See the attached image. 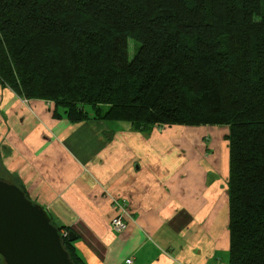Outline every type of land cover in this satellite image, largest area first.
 <instances>
[{
    "label": "trees",
    "instance_id": "obj_1",
    "mask_svg": "<svg viewBox=\"0 0 264 264\" xmlns=\"http://www.w3.org/2000/svg\"><path fill=\"white\" fill-rule=\"evenodd\" d=\"M0 79L72 123L228 126V264H264V0H0Z\"/></svg>",
    "mask_w": 264,
    "mask_h": 264
},
{
    "label": "crops",
    "instance_id": "obj_2",
    "mask_svg": "<svg viewBox=\"0 0 264 264\" xmlns=\"http://www.w3.org/2000/svg\"><path fill=\"white\" fill-rule=\"evenodd\" d=\"M228 126L72 123L0 79V177L77 234L86 264H228ZM116 201L127 227L116 232ZM131 260V261H129Z\"/></svg>",
    "mask_w": 264,
    "mask_h": 264
},
{
    "label": "water",
    "instance_id": "obj_3",
    "mask_svg": "<svg viewBox=\"0 0 264 264\" xmlns=\"http://www.w3.org/2000/svg\"><path fill=\"white\" fill-rule=\"evenodd\" d=\"M68 239L75 241L71 230ZM48 210L16 183L0 178V255L6 264H77Z\"/></svg>",
    "mask_w": 264,
    "mask_h": 264
},
{
    "label": "built area",
    "instance_id": "obj_4",
    "mask_svg": "<svg viewBox=\"0 0 264 264\" xmlns=\"http://www.w3.org/2000/svg\"><path fill=\"white\" fill-rule=\"evenodd\" d=\"M116 205H117L118 212L111 219V227L116 232H122L127 227L126 215L128 213V210L125 204L119 201H116ZM62 233L64 236L68 235V232L65 230H63Z\"/></svg>",
    "mask_w": 264,
    "mask_h": 264
},
{
    "label": "rangeland",
    "instance_id": "obj_5",
    "mask_svg": "<svg viewBox=\"0 0 264 264\" xmlns=\"http://www.w3.org/2000/svg\"><path fill=\"white\" fill-rule=\"evenodd\" d=\"M134 42L133 40L130 41V48H129V53H130V56L132 57L133 54H134ZM2 178V177H0ZM4 179V178H3ZM0 264H6L3 257L0 255Z\"/></svg>",
    "mask_w": 264,
    "mask_h": 264
},
{
    "label": "bare ground",
    "instance_id": "obj_6",
    "mask_svg": "<svg viewBox=\"0 0 264 264\" xmlns=\"http://www.w3.org/2000/svg\"><path fill=\"white\" fill-rule=\"evenodd\" d=\"M69 233V232H68Z\"/></svg>",
    "mask_w": 264,
    "mask_h": 264
}]
</instances>
